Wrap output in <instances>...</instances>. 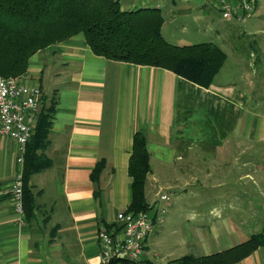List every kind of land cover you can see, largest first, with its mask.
<instances>
[{
    "label": "crops",
    "instance_id": "1",
    "mask_svg": "<svg viewBox=\"0 0 264 264\" xmlns=\"http://www.w3.org/2000/svg\"><path fill=\"white\" fill-rule=\"evenodd\" d=\"M252 1V15L228 20L248 22L252 32L243 30L252 43L241 46L244 34L230 24L218 32L226 60L208 89L163 69L95 56L82 35L29 59L23 78L40 90L38 114L55 102L41 151L48 166L31 177L36 208L20 224L10 200L17 147L0 136V264H100L98 234L121 237L116 216L130 203L127 166L136 132L150 155L146 202L158 194L169 199L141 264L211 255L262 231L264 21H252L262 16ZM121 5L142 8L141 0ZM207 5L204 15L211 13ZM231 27L239 35L227 33ZM238 264H264V247Z\"/></svg>",
    "mask_w": 264,
    "mask_h": 264
},
{
    "label": "trees",
    "instance_id": "2",
    "mask_svg": "<svg viewBox=\"0 0 264 264\" xmlns=\"http://www.w3.org/2000/svg\"><path fill=\"white\" fill-rule=\"evenodd\" d=\"M164 19L159 9L124 10L121 0H0V76H23L37 52L82 35L91 52L106 60L163 69L208 89L226 55L212 43L176 46L162 36ZM52 102L39 112L25 147L22 172L23 209L32 216L36 208L31 177L47 168L41 154L54 115ZM150 155L144 135L132 138L127 173L131 179L130 203L125 213L148 211L145 198ZM102 169L91 174L95 181ZM264 247L262 231L230 249L207 256L187 255L167 264H238ZM109 264H141L114 260Z\"/></svg>",
    "mask_w": 264,
    "mask_h": 264
},
{
    "label": "built area",
    "instance_id": "3",
    "mask_svg": "<svg viewBox=\"0 0 264 264\" xmlns=\"http://www.w3.org/2000/svg\"><path fill=\"white\" fill-rule=\"evenodd\" d=\"M211 7L218 11L224 20L237 19L243 15H252L255 7L252 0H210ZM41 93L38 88L28 85L23 76L3 78L0 76V136L16 144L15 164L17 167L13 179L10 200L13 211L22 224L24 217L22 196V172L25 147L32 134L37 118ZM168 196L160 195L148 208V211L136 215L119 213L116 221L120 225L121 237L102 231L98 234L100 246V264H109L114 260H127L141 263L145 242L153 229V223L165 215Z\"/></svg>",
    "mask_w": 264,
    "mask_h": 264
},
{
    "label": "rangeland",
    "instance_id": "4",
    "mask_svg": "<svg viewBox=\"0 0 264 264\" xmlns=\"http://www.w3.org/2000/svg\"><path fill=\"white\" fill-rule=\"evenodd\" d=\"M172 1L175 3L174 5H172ZM256 1H257L258 11L259 13L262 14V16H258L256 17L257 19L254 18L252 19V21H256L261 24L264 21L263 18L264 0H256ZM205 3L206 0H198V1L187 0L186 2H182V0H141L142 8L160 9L161 15L164 19L162 34L168 43L178 46L195 45L200 43H212L218 46L219 48H221L223 51H226V47L223 40L220 39L219 36L217 35L222 28L229 26L230 22L232 21L224 20L218 11L212 8L210 4L208 6ZM156 5L157 7H155ZM204 5H207V9L209 8L211 10V13L204 15L203 12ZM173 6H176L178 8V11L174 10L172 8ZM186 7L191 9L190 12L186 13L185 15L183 13L178 15V12L180 11L179 8L184 9ZM247 24L248 26H246ZM247 24L244 23L230 24L234 26L235 29L239 28L241 35L244 34V37H241L240 45L246 48L247 45L252 43L250 35L244 33V31L247 33L248 31L252 32L248 22ZM244 27L249 28V30L248 31L243 30ZM234 28H232L233 31H231L232 29L227 31V33H231L233 37L239 35L238 32L234 31ZM180 39L183 40L179 42ZM233 42L235 43V40ZM218 78L219 76L216 78V80L215 79L214 80L218 81ZM158 196H160V194H158ZM158 196L156 198H158Z\"/></svg>",
    "mask_w": 264,
    "mask_h": 264
}]
</instances>
